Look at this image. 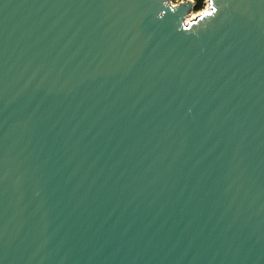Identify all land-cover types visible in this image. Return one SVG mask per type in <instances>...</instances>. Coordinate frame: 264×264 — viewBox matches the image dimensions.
<instances>
[{"label": "water", "instance_id": "95a60500", "mask_svg": "<svg viewBox=\"0 0 264 264\" xmlns=\"http://www.w3.org/2000/svg\"><path fill=\"white\" fill-rule=\"evenodd\" d=\"M0 0V264H264V0Z\"/></svg>", "mask_w": 264, "mask_h": 264}, {"label": "rangeland", "instance_id": "374dc122", "mask_svg": "<svg viewBox=\"0 0 264 264\" xmlns=\"http://www.w3.org/2000/svg\"><path fill=\"white\" fill-rule=\"evenodd\" d=\"M182 1H185V0H170V4H171V5H176V4H178V3L182 2ZM193 1H194V0H193ZM206 7H207V2H206V0H205L204 3H203L202 8H201L200 10H198V11H194V10L192 9V11H191L190 13H192V14L194 15V17H195L196 15H198V14L200 13V11L206 9ZM190 13H189V14H190ZM192 18H193V17H192Z\"/></svg>", "mask_w": 264, "mask_h": 264}, {"label": "trees", "instance_id": "16d2710c", "mask_svg": "<svg viewBox=\"0 0 264 264\" xmlns=\"http://www.w3.org/2000/svg\"><path fill=\"white\" fill-rule=\"evenodd\" d=\"M204 1L205 0H194V8H193V10L194 11H198V10H200L201 8H202V6H203V3H204Z\"/></svg>", "mask_w": 264, "mask_h": 264}, {"label": "bare ground", "instance_id": "6f19581e", "mask_svg": "<svg viewBox=\"0 0 264 264\" xmlns=\"http://www.w3.org/2000/svg\"><path fill=\"white\" fill-rule=\"evenodd\" d=\"M201 12V11H200ZM192 17H194V15L192 13L188 14L186 16V21L189 20V19H192Z\"/></svg>", "mask_w": 264, "mask_h": 264}]
</instances>
